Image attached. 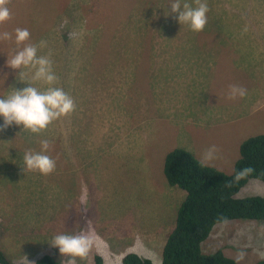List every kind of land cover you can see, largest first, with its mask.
<instances>
[{
  "label": "rangeland",
  "instance_id": "1",
  "mask_svg": "<svg viewBox=\"0 0 264 264\" xmlns=\"http://www.w3.org/2000/svg\"><path fill=\"white\" fill-rule=\"evenodd\" d=\"M173 2L9 0L11 19L0 33L13 39L0 40V98L27 87L7 65L15 29L26 28L30 43L47 41L38 55L51 50L57 86L76 109L39 134L15 124L0 130V251L8 264H36L46 254L63 264L67 257L51 246L62 233L93 237L77 264H95L97 255L104 264H123L130 253L162 264L186 198L165 177L168 153L185 149L201 162L215 145L208 163L231 175L241 144L264 135V0H207L201 32L179 23ZM161 6L163 14L154 16ZM180 47L178 70L162 50ZM25 82L47 87L31 73ZM230 85L247 95L228 99ZM45 139L55 170L24 172V153L40 152ZM248 196L264 197V182L251 180L237 198ZM202 248L255 264L264 259V223H221Z\"/></svg>",
  "mask_w": 264,
  "mask_h": 264
},
{
  "label": "trees",
  "instance_id": "2",
  "mask_svg": "<svg viewBox=\"0 0 264 264\" xmlns=\"http://www.w3.org/2000/svg\"><path fill=\"white\" fill-rule=\"evenodd\" d=\"M182 2L195 7L192 0V3L190 0H182ZM163 10L165 11V8L161 6L154 16L162 15ZM216 17L219 19L217 15ZM181 48H172L177 49L176 53L160 48L157 50L164 52L163 58L167 54L164 58L166 64L171 62L179 70L182 67V62H179L182 58ZM208 99L209 96L207 103ZM136 148L141 152L140 146L133 147ZM164 173L168 183L177 185L186 192V198L178 208L176 221L163 246L162 264H239L236 260L227 257L222 250L204 253L202 245L213 229L221 223L233 220L264 223L263 196L237 198L238 193L251 180L264 182V135L251 137L241 144L240 158L235 164L232 175L202 165L192 153L180 148L167 155ZM0 264H8L1 251ZM36 264H60V262L51 255H45L37 260ZM96 264H104L101 256H96ZM123 264H154V262L137 253H130L124 257ZM255 264H264V259Z\"/></svg>",
  "mask_w": 264,
  "mask_h": 264
},
{
  "label": "clouds",
  "instance_id": "3",
  "mask_svg": "<svg viewBox=\"0 0 264 264\" xmlns=\"http://www.w3.org/2000/svg\"><path fill=\"white\" fill-rule=\"evenodd\" d=\"M8 3L9 0H0V24L11 19L10 10L7 7ZM194 3L195 7L187 2H182V0H174L171 3V11L179 14L177 18L181 25L188 24L192 31L201 32L207 24L209 6L207 0H194ZM30 38L31 34L28 29L19 27L15 29L16 48L12 55L8 56L7 65L14 70H19L18 79L27 84V87L19 90L13 88L7 97L0 98V117H3L4 120L3 127L0 130L15 124L16 126H22V130L39 134L46 131L54 122L70 115L76 109L75 101L62 87L57 86L59 77L53 68L51 50L45 55H38L41 49L47 47V41L41 40L38 44H34L29 42ZM12 39V33L6 31L0 33V40ZM29 73H31L32 82H41L47 87L41 91L32 86V83H26L25 77ZM246 95L247 89L238 85L229 86L228 99L234 100L237 97L243 98ZM50 147V142L45 139L41 141L40 152L26 151L23 155L25 165L23 171H38L43 175L51 174L56 168V161L46 154ZM216 152H218V149L215 145L206 149L201 164L218 169L213 166L214 164L208 163L214 158ZM139 153L142 155V152ZM193 155L199 160L196 153ZM237 179H239V176ZM168 184L172 187L177 186ZM93 242L90 233H62L54 236L51 246L58 248L61 256L67 257L63 264H77V258L83 260Z\"/></svg>",
  "mask_w": 264,
  "mask_h": 264
},
{
  "label": "crops",
  "instance_id": "4",
  "mask_svg": "<svg viewBox=\"0 0 264 264\" xmlns=\"http://www.w3.org/2000/svg\"><path fill=\"white\" fill-rule=\"evenodd\" d=\"M212 97L213 96H209V99H208V104H212V101H214V99L212 100ZM141 147V146H140ZM137 149V148H136ZM102 257V256H101ZM103 258V257H102Z\"/></svg>",
  "mask_w": 264,
  "mask_h": 264
},
{
  "label": "flooded vegetation",
  "instance_id": "5",
  "mask_svg": "<svg viewBox=\"0 0 264 264\" xmlns=\"http://www.w3.org/2000/svg\"><path fill=\"white\" fill-rule=\"evenodd\" d=\"M4 160H5L4 158H0V163L2 162V163L0 164L1 166L5 164V161H4Z\"/></svg>",
  "mask_w": 264,
  "mask_h": 264
}]
</instances>
